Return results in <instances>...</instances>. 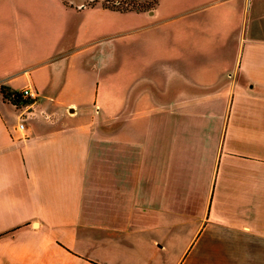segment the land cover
Here are the masks:
<instances>
[{
	"label": "crops",
	"instance_id": "1",
	"mask_svg": "<svg viewBox=\"0 0 264 264\" xmlns=\"http://www.w3.org/2000/svg\"><path fill=\"white\" fill-rule=\"evenodd\" d=\"M154 3L0 0V264H264V0Z\"/></svg>",
	"mask_w": 264,
	"mask_h": 264
},
{
	"label": "rangeland",
	"instance_id": "2",
	"mask_svg": "<svg viewBox=\"0 0 264 264\" xmlns=\"http://www.w3.org/2000/svg\"><path fill=\"white\" fill-rule=\"evenodd\" d=\"M36 5L38 7H42V8H46L47 10H49L50 14L54 17V21H57L56 19L60 16L61 14V6L64 5V2L66 3L67 0H34ZM84 1V5L86 8H89V7H92L94 8V14L102 19L104 18L105 16H110V13H105L104 11L98 9L100 6H104V7H108V8H113V9H117L119 11H123V10H130V9H145L146 7L148 6H151V5H154L155 3V0H128L130 3H129V6H126L127 8L125 7H120V6H115V5H112V4H109L107 1H112V0H83ZM69 12L71 13V9H68ZM118 20L119 21H126L127 19L124 17H121V16H118ZM145 21V20H143ZM142 21V22H143ZM120 32L118 33V37H117V53L119 56L121 55H124L125 54V37L123 36H128L131 37L132 35H130V31H121L119 30ZM128 34V35H127ZM133 36H137V34H134ZM114 62H110V64H113ZM120 63L123 65L124 62H117L118 64V67H120ZM97 73V70H94V74ZM21 80H26V75H22L21 77ZM16 89H19V88H16ZM41 99V97H40ZM16 107V106H15ZM44 112V111H43ZM41 114L43 116H45L42 112ZM46 117V116H45ZM184 238L182 239V242L180 245H177V249H179L183 244H184ZM175 255H177L175 253Z\"/></svg>",
	"mask_w": 264,
	"mask_h": 264
},
{
	"label": "built area",
	"instance_id": "3",
	"mask_svg": "<svg viewBox=\"0 0 264 264\" xmlns=\"http://www.w3.org/2000/svg\"><path fill=\"white\" fill-rule=\"evenodd\" d=\"M109 4L115 5V6H120V7H125L129 6V1L128 0H112L107 1ZM13 98L16 99V102L21 104L19 106H16V108L19 110L18 113V121L16 123V129L20 132L21 137H26V125H25V119L26 117L33 112V107L32 103L38 96V93L36 90H34L29 84L21 87L18 90H14ZM42 113L46 116L49 117V114Z\"/></svg>",
	"mask_w": 264,
	"mask_h": 264
},
{
	"label": "trees",
	"instance_id": "4",
	"mask_svg": "<svg viewBox=\"0 0 264 264\" xmlns=\"http://www.w3.org/2000/svg\"><path fill=\"white\" fill-rule=\"evenodd\" d=\"M14 90H11L9 87L5 86V85H1V93L2 95L8 99L9 101H11L15 106H19L21 104L16 102V99L13 98V94H14Z\"/></svg>",
	"mask_w": 264,
	"mask_h": 264
}]
</instances>
